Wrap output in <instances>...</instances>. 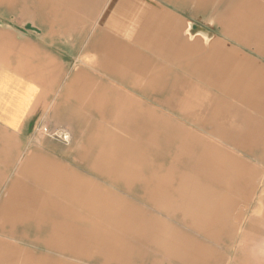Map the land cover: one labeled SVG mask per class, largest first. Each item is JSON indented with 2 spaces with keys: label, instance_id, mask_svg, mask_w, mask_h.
<instances>
[{
  "label": "crops",
  "instance_id": "obj_1",
  "mask_svg": "<svg viewBox=\"0 0 264 264\" xmlns=\"http://www.w3.org/2000/svg\"><path fill=\"white\" fill-rule=\"evenodd\" d=\"M101 2L16 3L48 37L91 29L81 61L196 129L78 71L52 108L71 122V141L30 137L45 105H32L31 82L0 73V264H236L224 207L264 176L236 154L264 161V0H112L99 11ZM199 13L223 40L194 37ZM136 186L142 205L118 191ZM259 200L243 250L264 242V189Z\"/></svg>",
  "mask_w": 264,
  "mask_h": 264
},
{
  "label": "rangeland",
  "instance_id": "obj_2",
  "mask_svg": "<svg viewBox=\"0 0 264 264\" xmlns=\"http://www.w3.org/2000/svg\"><path fill=\"white\" fill-rule=\"evenodd\" d=\"M101 1L100 6H98L100 9L99 11L105 10L112 0ZM16 2H18V0L9 1L8 4H0V73L3 72L6 78L24 79L31 82L37 88L36 95L33 98V103L35 104L32 103V105H36L39 108L43 103V105H45L44 109L41 108L38 110L37 108L39 111L38 114L32 113L31 115V127L28 130L31 132L30 137H33V135L36 134H42L49 137L43 133L40 128L41 126L47 125L50 128H65L70 134L68 141H71V122L68 120L58 121L52 115V108L56 104V101L60 100V96L65 87L69 84L72 85L74 80H76L75 75L78 71L93 76L96 80H101L105 84L112 85L116 89L126 92L137 99L142 100L144 103L149 104L175 121L183 123L188 127L191 126L192 129H196L195 126L190 125L180 115L160 107L151 100L141 96L137 91L109 78L99 70L94 69L89 62L85 63L84 61H81L80 56L81 53H84L82 52L83 48L91 36V29L88 30V34L81 37L77 34L64 37L58 35L48 37L46 36V28L38 22V14L31 10L24 12ZM26 22H31L32 24L39 26L41 28L40 31L22 30L21 27ZM193 22L198 24V27L195 28V30L198 29V31L194 33L195 38L204 39V37H207L206 39L208 41L216 39L223 40L220 26L215 23V20L208 18L206 14L199 13L198 17H195ZM47 60L52 61L51 65ZM53 72H56L57 76L53 75ZM191 81L199 86L198 88L209 91V89L201 82H198V80ZM72 90L74 96L81 95L84 99L89 96L87 93L79 91L76 87L72 88ZM211 93L213 92H209V94ZM39 94L45 96L44 102L39 98ZM154 96L162 97L163 95L158 93L154 94ZM40 103L41 105H37ZM68 107H74V104H69ZM82 110L85 117H91V114L87 112V109L84 108ZM89 123L90 121H87V123L82 122L80 124L79 128L83 133L84 131L86 134L89 132ZM74 136L78 139V143L84 142L85 144L86 137L84 135L76 132ZM236 154L247 163L264 170V161L261 163L259 159L254 158L253 156L237 152ZM255 185L256 187L251 190L248 199L239 201L233 206L228 205V207H224V209H227V211L230 212L231 220L235 228V230H233L231 244L232 250L237 251V253H232V256L234 255L236 257V264H243V262H245V264H264V242L259 248L249 245L243 250L240 247L242 246L241 240L243 234L245 231L249 233V223L251 219L258 214L261 206L259 195L264 189L263 174L261 177L258 176L255 179ZM139 188V186H136V190H132L129 194H126L123 191L121 192V190L118 191L120 194L125 195L131 202H134L137 205H142L143 199H140L139 194L137 193L140 191ZM247 244H250V242H247ZM44 255H54L61 258L59 254L54 253H44Z\"/></svg>",
  "mask_w": 264,
  "mask_h": 264
},
{
  "label": "built area",
  "instance_id": "obj_3",
  "mask_svg": "<svg viewBox=\"0 0 264 264\" xmlns=\"http://www.w3.org/2000/svg\"><path fill=\"white\" fill-rule=\"evenodd\" d=\"M42 132L48 135L51 138H54L56 140H60L63 142H68L70 134L69 132L63 128V127H55V128H50L47 125L41 126L40 127Z\"/></svg>",
  "mask_w": 264,
  "mask_h": 264
}]
</instances>
